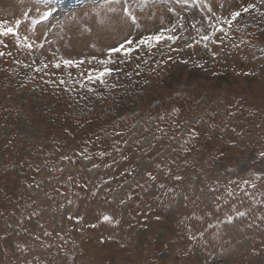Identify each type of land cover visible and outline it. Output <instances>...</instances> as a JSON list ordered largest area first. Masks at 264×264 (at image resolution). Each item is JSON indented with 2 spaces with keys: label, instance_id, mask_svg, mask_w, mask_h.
I'll return each instance as SVG.
<instances>
[{
  "label": "rangeland",
  "instance_id": "374dc122",
  "mask_svg": "<svg viewBox=\"0 0 264 264\" xmlns=\"http://www.w3.org/2000/svg\"><path fill=\"white\" fill-rule=\"evenodd\" d=\"M0 23V264H264V0H0Z\"/></svg>",
  "mask_w": 264,
  "mask_h": 264
},
{
  "label": "snow or ice",
  "instance_id": "6c2138e0",
  "mask_svg": "<svg viewBox=\"0 0 264 264\" xmlns=\"http://www.w3.org/2000/svg\"><path fill=\"white\" fill-rule=\"evenodd\" d=\"M251 7V6H249ZM249 7H245L243 9V12H248L249 11ZM124 14L127 17L128 20H130L133 24L136 22V16L133 15L128 8H124ZM51 15L50 11H45L42 15V19H47L49 16ZM241 16V11H234L231 14V18L229 19H225L223 21V24L228 25L229 27L232 26L233 22L237 20V18H239ZM35 22V21H34ZM20 21H16V25L19 26ZM215 27V31L213 32L212 35H215V32H224L225 29L223 27H217V26H213ZM199 31V30H198ZM12 35L13 37H15L16 41L19 43L20 42V36L18 34L17 28L15 27H11L8 26L6 27L3 23H0V36H9ZM24 41L28 40V37L25 36ZM177 39V37L173 36V35H166L165 32H159L155 35H148L145 36L144 38L140 39L138 43L135 44V46H132L134 44V42L132 40H127L126 43L124 44H120L118 47H114L109 49V59L107 60H102L100 61L101 64L104 65H108L112 63L111 60V56L113 54H122L123 56L127 57L130 56L133 52L141 50V46L146 47L148 49H151L153 47H155L156 45H158L161 41H175ZM201 39L203 41H209L212 39V37L208 34H205L201 37ZM0 43H3V41H0ZM189 47H192L193 45H188ZM26 47L31 48L32 45L31 44H26ZM205 47H207V44H205ZM4 55L3 52H0V56ZM188 61H183V63H187ZM65 66L71 67L73 64L77 63L71 60H64L63 61ZM80 63H83L82 61ZM199 67H203L202 64L197 65ZM45 67H47V65H45ZM55 67L59 68L60 64L57 63L55 65ZM40 69H37V71H39ZM114 69L109 68V67H105L103 68V70H89L88 74H87V80L89 81H99L100 83H104V78L107 76H110L112 71ZM61 83H64V81H61ZM264 155V154H262ZM241 215H243L241 213ZM105 221H109L110 217L105 216L104 217ZM229 222H231V217H229Z\"/></svg>",
  "mask_w": 264,
  "mask_h": 264
}]
</instances>
